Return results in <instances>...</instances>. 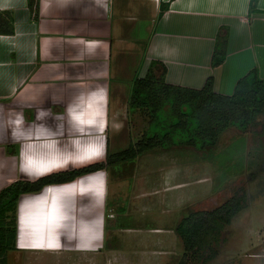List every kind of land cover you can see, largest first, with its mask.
Wrapping results in <instances>:
<instances>
[{
    "label": "crops",
    "instance_id": "crops-1",
    "mask_svg": "<svg viewBox=\"0 0 264 264\" xmlns=\"http://www.w3.org/2000/svg\"><path fill=\"white\" fill-rule=\"evenodd\" d=\"M26 2L0 0V17L10 15L13 25V33L0 34V189L28 180L19 155L5 148L14 143L10 130L4 133L5 120L17 111L31 122L39 108L63 113L78 92L105 87L116 131L132 80L151 66L155 73L163 66L165 82L186 88H201L211 77L213 92L222 95L252 68L264 78V0L252 10L250 0H108L107 10L95 0H38L36 18ZM216 45L224 58L212 66ZM17 207L16 248L34 249L21 247ZM98 211L106 220L105 207ZM162 234L161 240L171 237L170 229Z\"/></svg>",
    "mask_w": 264,
    "mask_h": 264
},
{
    "label": "rangeland",
    "instance_id": "rangeland-1",
    "mask_svg": "<svg viewBox=\"0 0 264 264\" xmlns=\"http://www.w3.org/2000/svg\"><path fill=\"white\" fill-rule=\"evenodd\" d=\"M126 109L125 104L118 115L122 130L108 129L109 152L125 149L148 128L143 110ZM262 118L245 131L230 126L210 148L160 147L108 166L106 240L98 250L66 243L58 251L16 248L7 253L5 264H176L183 254L174 232L179 220L191 211L213 209L234 194L242 208L217 234L204 238L200 251L188 254V264H264ZM6 147L9 155H19L18 144ZM166 229L171 237L161 240ZM211 249L215 254L208 258Z\"/></svg>",
    "mask_w": 264,
    "mask_h": 264
},
{
    "label": "trees",
    "instance_id": "trees-1",
    "mask_svg": "<svg viewBox=\"0 0 264 264\" xmlns=\"http://www.w3.org/2000/svg\"><path fill=\"white\" fill-rule=\"evenodd\" d=\"M26 1L29 12L36 18L38 0ZM257 1L250 0L251 10ZM1 33H13L10 15L8 19L0 20ZM223 58L224 51L216 45L212 66L220 64ZM136 108L146 113L148 128L125 149L115 152L107 149L106 159L87 167L62 170L36 182L17 179L0 189V264H5L7 253L16 249V207L21 195L38 192L45 184L71 182L97 169L133 160L155 148L175 145L210 148L216 145L225 129L236 126L245 131L259 116L263 117L261 124L264 130V78H260L257 70L252 68L236 81L230 95H222L213 92L211 77L201 88H186L165 82L163 66L159 73H155L151 66L143 77L132 80L127 110ZM242 206V200L234 194L213 209L191 211L182 217L174 228L183 246V254L176 264H188V254L200 251L205 245L204 238L217 234ZM210 252L208 258L215 254L213 249Z\"/></svg>",
    "mask_w": 264,
    "mask_h": 264
},
{
    "label": "clouds",
    "instance_id": "clouds-1",
    "mask_svg": "<svg viewBox=\"0 0 264 264\" xmlns=\"http://www.w3.org/2000/svg\"><path fill=\"white\" fill-rule=\"evenodd\" d=\"M95 3L107 10L108 0ZM109 102L107 88H91L78 92L63 113L39 108L31 122L23 111L6 117L4 133L10 130L12 141L20 146L21 174L36 182L69 167L106 159ZM48 118L55 124L50 125ZM122 128L121 124L115 130ZM108 177V171L100 168L69 184H45L26 195L17 207L21 247L58 251L65 242H75L78 250L95 251L102 246L106 220L98 210L106 205Z\"/></svg>",
    "mask_w": 264,
    "mask_h": 264
}]
</instances>
